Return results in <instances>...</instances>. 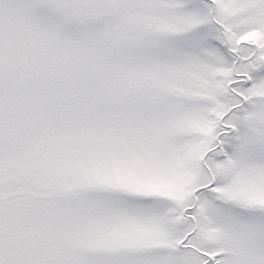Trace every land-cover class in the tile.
Returning a JSON list of instances; mask_svg holds the SVG:
<instances>
[{"label": "snow or ice", "instance_id": "1", "mask_svg": "<svg viewBox=\"0 0 264 264\" xmlns=\"http://www.w3.org/2000/svg\"><path fill=\"white\" fill-rule=\"evenodd\" d=\"M0 264H264V0H0Z\"/></svg>", "mask_w": 264, "mask_h": 264}]
</instances>
